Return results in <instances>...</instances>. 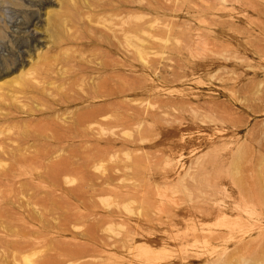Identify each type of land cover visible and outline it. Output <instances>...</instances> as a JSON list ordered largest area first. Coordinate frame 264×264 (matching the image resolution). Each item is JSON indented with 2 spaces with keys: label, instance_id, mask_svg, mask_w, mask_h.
<instances>
[{
  "label": "rangeland",
  "instance_id": "rangeland-1",
  "mask_svg": "<svg viewBox=\"0 0 264 264\" xmlns=\"http://www.w3.org/2000/svg\"><path fill=\"white\" fill-rule=\"evenodd\" d=\"M108 3L101 32L64 39L59 0H0V153L49 123L37 145L54 164L41 159L34 182L0 160L15 177L0 179L1 214L26 234L38 210L37 264H264V0ZM90 39L113 47L76 45ZM9 106L36 120L12 109L1 122ZM18 257L2 264H31Z\"/></svg>",
  "mask_w": 264,
  "mask_h": 264
},
{
  "label": "bare ground",
  "instance_id": "bare-ground-1",
  "mask_svg": "<svg viewBox=\"0 0 264 264\" xmlns=\"http://www.w3.org/2000/svg\"><path fill=\"white\" fill-rule=\"evenodd\" d=\"M45 1L46 0H29V3L31 6L38 8L41 5H43V2ZM59 1H60V8H59L60 12L57 13V15L54 17V20L52 21V23L54 27L58 30L57 35H59L60 38L67 39L68 35H74L76 30H80L83 28L84 29L92 28L95 33H98V32H101L100 27L98 26H101V25L104 26L108 20H110L111 22L113 21V19H111V17L108 16L107 14H109L110 12L109 9L115 10V8L111 4L108 3V0H59ZM33 21L34 19L32 20V22ZM113 23L114 24L111 27L114 31V36H115L116 30L114 29V26L120 27L122 25L121 24L122 21L120 22V21L115 20ZM124 24L127 25L125 29V33L128 35L127 37L128 45L129 47H132L133 21H132L131 14H129L128 20L124 22ZM30 25H31V22L30 24L28 23L27 27H23V28H20V26L18 27L16 25L17 32L14 31L15 34L17 35H19L20 33L23 35L28 34V37H29L30 35L27 30L29 29ZM94 26L96 27L94 28ZM69 28H73V33L71 34L69 33ZM19 38H20V35H19ZM30 38L32 37L30 36ZM106 40H109V38H106ZM68 42L69 40L66 41V43ZM76 45L79 48L81 47L82 51L84 50L100 51L105 45H109L113 47V44L111 43L104 44L103 42H99L97 39L96 40L90 39V43H89L90 46H86V45L82 46L79 43H76ZM24 46H25L24 43L19 44L18 50L21 51L24 48ZM62 56L63 55H58V56L56 55L54 57V60L59 61L60 57ZM104 57L106 56L101 55L98 57L99 59H97V61L99 60V63H97V66L100 68V70L108 68V64L106 63V60ZM36 73L40 75L41 72H36ZM42 77L45 78L49 76L47 74H42ZM30 81H31L30 78L29 80H24L23 85L31 88ZM103 82L101 83V85H103ZM33 87L37 89L36 85H34ZM46 102L48 103L46 106L47 108L46 110L49 113V109L51 108V104L49 105V102L51 103V100L47 99ZM12 109L16 112L17 111L19 112V110H22V113L24 115H27L30 118H34L32 120H36L35 115L37 112L35 110V107L34 108L28 107L27 109L25 108L20 109V108H12V106H9L8 110L10 112H7L5 113V115L2 116L1 122L9 123L15 119L11 114ZM40 114L43 115L41 112ZM44 116L47 117V119H49L52 116V114L49 113L47 115L45 114ZM44 121H46V118L44 119ZM51 130H52V125L47 123L45 126L41 125L35 128L36 134L32 135L31 137L22 136L23 132H17V133L10 135L9 137L5 138L8 141L7 146L10 147V150L6 154L4 151L1 152L0 160L7 158L8 160L11 161V163L14 166H19L20 170L26 171V173H30V177L32 181L35 182L38 179V174H36L35 172H39L40 165H41V159H44L46 156V159L48 161L46 168L48 172H53L54 164H53L52 159L50 158L51 154L49 153V151L45 149L44 150L42 148L40 149V147L37 145L38 136H42L45 132H48ZM7 132H9V129L7 130ZM2 133L4 134L5 132H2ZM23 142L25 143L29 142L30 143L29 147L21 149V150H17V145ZM0 169H4V167L0 165ZM8 174L9 173H7L6 170L0 171V179L2 181L1 183H4V180L12 181L15 178L14 176H12L11 177L12 180L5 179L8 176ZM16 194L17 195L21 194L20 188L16 189ZM8 201H9L8 189L3 188L0 191V248L3 250L0 256V264L5 263L7 260L9 261V259H11L12 261H19L21 263L23 261L25 263V261H27L28 259L24 258L23 260H20L18 255L28 250L31 252V258H29L30 263L37 264L36 262L37 241H36V234H35V226H36V220L39 215L38 210L33 208L32 210L28 211V214L30 216L29 219L32 218L31 221L33 220L32 222L33 227L31 229V232L26 233V234L20 233L18 231L16 232L14 231V228L17 225L11 221H8L6 216L1 214V210L6 208V206L8 205ZM31 203L37 206L36 200H34L33 202L31 201ZM3 219H5V221H2ZM21 225L27 226V222L23 221ZM27 234H29L31 238Z\"/></svg>",
  "mask_w": 264,
  "mask_h": 264
}]
</instances>
